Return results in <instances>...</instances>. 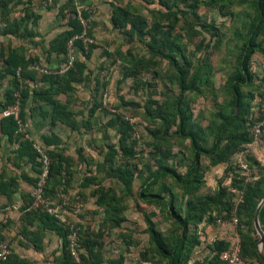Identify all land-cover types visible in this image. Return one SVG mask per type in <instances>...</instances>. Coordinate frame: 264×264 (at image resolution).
I'll use <instances>...</instances> for the list:
<instances>
[{
  "label": "rangeland",
  "instance_id": "rangeland-1",
  "mask_svg": "<svg viewBox=\"0 0 264 264\" xmlns=\"http://www.w3.org/2000/svg\"><path fill=\"white\" fill-rule=\"evenodd\" d=\"M65 1L12 0L6 7L0 3V117L22 111V92L27 89L25 121L20 122L19 132L33 147L45 153L54 149L66 158L62 184L46 195L43 190L46 201L42 202L56 210L57 222L77 242V264H166L145 231L146 216L162 234L173 236L181 227L170 205L181 216L193 214L197 202L225 189L235 206L241 200L242 192L236 189L240 175L247 176L245 181L260 179L264 186V32L256 38L259 48L250 57L252 79L242 85L246 98L254 95L249 108L255 123L249 130L260 126L252 142L217 164L201 154L195 173L189 175L192 145L175 114L176 106L184 109L189 117L186 128L196 127L200 142L210 147L231 108L227 80L238 67L255 17L253 1L74 0L73 12L61 9ZM115 5L142 16L147 28L158 25L170 30L191 62L189 78L197 70L202 74L195 89L177 99L175 69L155 53L150 35L131 34L128 25H113ZM75 15L84 27L77 35L84 51L71 40L66 54L52 50L51 41L71 28L69 21ZM10 51L29 59L26 74L19 68L18 78L3 69ZM69 66L74 74L44 75L63 73ZM10 91L13 100L6 103ZM50 98L64 105L68 117L63 121L55 115ZM51 135L54 143L46 146L44 137ZM18 146L9 144L0 132V180L14 178L12 195L0 194L2 241L7 243L8 255H15L20 264H64L66 248L59 235L38 219L31 223L22 219L24 208L32 207L40 173L16 155ZM242 148L247 150L245 171L238 161ZM165 168L174 169L181 179L163 176L141 196L146 182ZM20 174L38 177L26 182ZM225 213L222 205L211 203L199 221L189 223V236H196L190 262L211 260L213 242L224 240L228 248L238 244V264H264L263 221L259 219L263 241L258 247L255 216L244 224V217L242 222L237 219L235 207L229 216ZM249 236L255 240L254 249ZM91 251L96 255L91 256ZM81 254L87 259L81 260Z\"/></svg>",
  "mask_w": 264,
  "mask_h": 264
},
{
  "label": "trees",
  "instance_id": "trees-1",
  "mask_svg": "<svg viewBox=\"0 0 264 264\" xmlns=\"http://www.w3.org/2000/svg\"><path fill=\"white\" fill-rule=\"evenodd\" d=\"M0 1L1 5L6 7L12 0ZM46 1H50L51 4H55L58 0ZM252 1L254 4L255 17L248 29V33L246 34L241 47L238 67L227 80V88L233 96L231 108L227 111V114L224 117L225 124L221 130L218 131L217 135L214 136L209 148L203 146L198 139L200 132L196 129V127L186 128L189 117L184 109L176 106L175 114L179 120L178 127L183 132L184 136L188 137L193 150L192 163L188 172L189 175L195 173L201 154L206 153L210 156L213 164L224 162L228 160L231 155L241 147V145L250 143L255 138L249 130L255 123V120L251 118L249 108V102L254 98V95L250 93L249 97L246 98V93L242 90V85L251 81L253 76L250 70L249 61L252 53L259 48L256 38L264 32V0ZM60 7L61 9L67 8L68 12H73L75 7L74 0H66ZM83 11L81 12V15L86 17V14ZM112 23L115 27H124L128 25L129 32L131 34L142 35L147 33L150 35V40L152 42L153 49H155V53L166 58L176 71L177 83L180 89L179 97L177 98L178 100L182 98V95L186 90L195 89L197 87V82L202 80V77L200 76L202 74L199 70H197L191 78H189L188 75L191 70V62L186 57L178 40L171 35L169 29H162L158 25H154L153 28H147V22L142 16L131 11L129 7L120 5H115L113 8ZM69 25L71 26L70 29L66 30L62 35L57 36L53 39V41H51L50 48L52 50L66 54L68 50V42L70 40L73 45L81 47L82 50L85 49L84 46H82L81 39L77 37V35L82 33L84 28L79 18L75 15L74 18L69 21ZM3 60L5 65L3 69L5 73H10L12 75L16 74L18 78L20 76V69L19 76L17 74V70L18 68H21L23 70V75L24 73L26 74L24 70L29 64V59L25 56L19 55L14 51H10V53L4 57ZM74 72L75 71L72 66H69L63 73L44 75L50 78H60L66 75L74 74ZM27 75L28 77L33 78L31 74ZM28 95L29 92L25 89L22 92V111L18 115L10 112L0 117V132L3 137H6V139L11 143H18V156L27 157L36 171V174H39L42 171V162L38 160L39 152L35 147H33L32 141L29 138H24L23 134L19 132L20 122L25 121L23 108ZM259 95L263 94L260 92ZM12 100V92L10 91L7 93L6 103H11ZM50 103L52 104V107L55 110V115L58 119L63 121L68 117L64 105L60 101L50 98ZM239 127L240 131L238 130ZM44 142L46 146L54 143L52 135L50 137H44ZM46 154L49 157V165L48 174L43 185L45 195L52 191L55 186L62 184L63 171L65 169L64 164L66 163V158L59 151L48 148L46 150ZM166 175H171L176 180L181 179L180 174H178L174 169L165 168L162 171L154 173V175L140 190V195H146L148 189L154 186L160 178ZM37 177L38 176H36L34 182ZM10 181L12 182L7 183L0 181V192L9 197L12 193L14 180L10 179ZM236 181H238L236 189L241 190L242 193L241 200L235 206L231 202L230 196H228L225 192V189L216 192L214 195H207L204 200L197 202L192 208V211H194L193 214L188 211L185 216H181L173 209V205H170L171 213L181 227V232L179 234L173 236L162 234V232L156 229L154 222L150 219V217H145L147 224L145 231L149 235V239L154 250L158 255L166 260V264H222L220 260V253L228 248V242L224 240H216L213 242L212 249L214 251V256L211 260H195L190 262V251L195 246L194 242L196 241V236H189V223H191L193 219H198L199 221L201 219L200 215H202L203 212L209 208L211 203H214L215 205H222L226 211L225 217L229 216L230 212L235 207V215L240 222H242L243 217L246 220L244 224L252 222L256 213V208L264 196L263 181L260 179L245 181L244 176L241 175ZM105 200H107V198H105ZM22 219L25 223H31L32 220L34 221L35 219H38L44 228L56 232L62 240L63 249L66 248L63 253L64 264H77L69 252L70 238L68 237L67 230L57 222V218H55L53 214L43 209L42 206L27 207L24 208ZM212 219V216L209 215L207 221H211ZM259 219L260 221H264V205L260 209ZM250 237L251 236L248 238V243L249 246H252L254 249L255 240ZM3 238L2 226L0 224V240ZM242 243L243 249L246 250V242L242 240ZM90 253L91 256L96 255L94 251H91ZM80 256L81 260L87 259L84 254H81ZM0 264L20 263L15 255H8L5 260L0 262Z\"/></svg>",
  "mask_w": 264,
  "mask_h": 264
},
{
  "label": "built area",
  "instance_id": "built-area-1",
  "mask_svg": "<svg viewBox=\"0 0 264 264\" xmlns=\"http://www.w3.org/2000/svg\"><path fill=\"white\" fill-rule=\"evenodd\" d=\"M82 23V22H81ZM78 37V36H77ZM19 72V68L17 70V74ZM43 72L50 73L48 70H43ZM8 114V113H7ZM252 135L256 138L260 134V126L257 124L255 125L252 130H251ZM36 150L39 152V156L41 157V162H42V171L40 173L38 182L36 184V188L33 194V202H32V207H39L42 206L43 209L48 211L51 214H54L57 216V212L54 208H51L50 206H44L42 201H46L45 198L43 197V185L45 182V178L47 177L48 174V165H49V157L45 152L40 150L38 147ZM247 150L242 148L238 151L239 155V167L245 171L247 168L245 160V155H246ZM246 180H248L247 176L245 177ZM69 252L71 256L78 261V252H77V242L74 239L70 240V246H69ZM239 246L237 243H233L229 248L223 250L220 253V260L222 264H238L240 261L239 258ZM9 254V249L7 246V243L0 240V262L5 260Z\"/></svg>",
  "mask_w": 264,
  "mask_h": 264
},
{
  "label": "water",
  "instance_id": "water-1",
  "mask_svg": "<svg viewBox=\"0 0 264 264\" xmlns=\"http://www.w3.org/2000/svg\"><path fill=\"white\" fill-rule=\"evenodd\" d=\"M263 204H264V196L262 197V199L260 200V202H259V204H258V206L256 208L255 219H254L255 227H256L259 235H260V238H259V240L257 242L258 247L261 246L262 241H263V229L261 228V225H260V222H259V212H260V209L263 206ZM262 258L264 259L263 255H262Z\"/></svg>",
  "mask_w": 264,
  "mask_h": 264
},
{
  "label": "crops",
  "instance_id": "crops-1",
  "mask_svg": "<svg viewBox=\"0 0 264 264\" xmlns=\"http://www.w3.org/2000/svg\"><path fill=\"white\" fill-rule=\"evenodd\" d=\"M9 144H13V143H11L10 141H8L7 139H6V137H3ZM16 155H18V151L16 150ZM24 159H26V161L30 164V167H31V170L33 171V172H35L36 173V171L34 170V168H33V166H32V164H31V162H30V160L27 158V157H24V156H22ZM20 176V178H22L23 180H25L26 182H29L30 180H31V182L33 181V179L35 178V176H29L28 174H20L19 175ZM10 179H13L14 180V178H12V177H10L9 179H7V181H2V180H0L1 182H12V181H10ZM1 191V190H0ZM0 194H2V195H4L6 198H9V196H7L6 194H4V193H2V192H0ZM11 195H12V193H11ZM1 196V195H0ZM19 198L21 199V194H19ZM263 223H264V221H263Z\"/></svg>",
  "mask_w": 264,
  "mask_h": 264
}]
</instances>
